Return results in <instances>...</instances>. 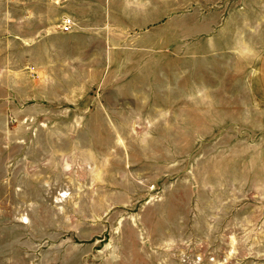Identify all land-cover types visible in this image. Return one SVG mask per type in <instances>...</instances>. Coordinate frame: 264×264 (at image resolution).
Masks as SVG:
<instances>
[{
  "label": "rangeland",
  "instance_id": "374dc122",
  "mask_svg": "<svg viewBox=\"0 0 264 264\" xmlns=\"http://www.w3.org/2000/svg\"><path fill=\"white\" fill-rule=\"evenodd\" d=\"M196 2L219 13L206 35ZM178 6L180 33L91 80L69 158L0 122V264H264V0H166L167 21Z\"/></svg>",
  "mask_w": 264,
  "mask_h": 264
},
{
  "label": "crops",
  "instance_id": "0c3cea01",
  "mask_svg": "<svg viewBox=\"0 0 264 264\" xmlns=\"http://www.w3.org/2000/svg\"><path fill=\"white\" fill-rule=\"evenodd\" d=\"M119 1L0 0V122H17L20 133L13 142L20 149L38 150L42 144L47 151L69 153L54 145L79 141L91 80L116 81L118 63L133 62L119 53L121 47L130 48L155 31L160 36L167 27L180 33L178 16L191 13L178 6L167 21L166 0H132V6L126 0L125 8ZM199 14L204 21H193V36L212 32L208 16L219 15L196 2L193 17ZM149 15L157 16L152 25ZM130 16H137L139 25L131 24ZM66 19L73 22L69 32L62 31ZM71 111L76 117L69 119ZM60 112L67 113L62 122L53 119ZM64 127L70 128L65 134ZM64 153L58 157L69 158Z\"/></svg>",
  "mask_w": 264,
  "mask_h": 264
},
{
  "label": "built area",
  "instance_id": "2783aa9c",
  "mask_svg": "<svg viewBox=\"0 0 264 264\" xmlns=\"http://www.w3.org/2000/svg\"><path fill=\"white\" fill-rule=\"evenodd\" d=\"M73 27V22L70 19H66L63 21L62 25V31L63 32H69Z\"/></svg>",
  "mask_w": 264,
  "mask_h": 264
}]
</instances>
